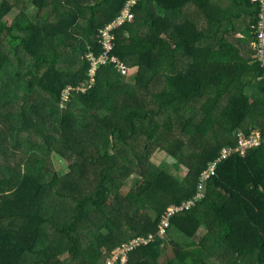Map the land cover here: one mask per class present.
<instances>
[{
    "label": "trees",
    "instance_id": "trees-1",
    "mask_svg": "<svg viewBox=\"0 0 264 264\" xmlns=\"http://www.w3.org/2000/svg\"><path fill=\"white\" fill-rule=\"evenodd\" d=\"M202 1L143 0L137 23L115 31L113 54L129 75L103 66L89 88L85 55L89 47L101 51L99 30L126 0H31L34 15L25 0H0V105L23 97L20 109L0 113L10 131L0 138V264H107L116 248L150 235L153 244L133 251L126 264H264V142L222 160L204 199L159 233L168 207L197 193L202 171L223 147L264 133L255 49L253 65L222 48L209 67L197 20L168 15L187 6L204 10ZM234 2L255 42L260 4ZM182 50L188 68L168 60ZM159 151L165 163L156 165ZM54 152L68 161L66 176L56 170ZM8 157L19 160L4 174ZM134 176L140 179L131 185Z\"/></svg>",
    "mask_w": 264,
    "mask_h": 264
},
{
    "label": "built area",
    "instance_id": "built-area-1",
    "mask_svg": "<svg viewBox=\"0 0 264 264\" xmlns=\"http://www.w3.org/2000/svg\"><path fill=\"white\" fill-rule=\"evenodd\" d=\"M142 1L143 0H126L117 17L99 30L101 51L97 53L93 47H89V51L85 55V59L90 63L91 78L89 81V88H92L96 84L99 69L103 66H114L121 75L125 77L129 75V68L127 64L113 54L116 39L115 31L125 26L137 23L139 17L135 10ZM253 3L260 4L259 20L255 27L256 39L254 42V49L256 51L255 57L262 67L264 79V0H253ZM89 88L81 89L76 87L74 90L77 93H80L81 91H87ZM72 90L73 88H70L65 91L63 97L64 102L69 100ZM262 142H264V133L260 130H254L247 136L239 135L236 146L223 147L217 158L210 161L202 171L197 185V193L190 199L184 200L180 204H172L168 207L160 224V235L165 236L167 234L171 225V219L175 215L190 211L204 199L205 184L216 174L217 167L222 160H225L234 154L245 156L250 149L261 146ZM155 239L156 237L154 235H150L149 237L140 236L131 239L113 251L107 261V264H117L119 261L122 264H126L133 251L141 247L150 246L153 244Z\"/></svg>",
    "mask_w": 264,
    "mask_h": 264
},
{
    "label": "crops",
    "instance_id": "crops-1",
    "mask_svg": "<svg viewBox=\"0 0 264 264\" xmlns=\"http://www.w3.org/2000/svg\"><path fill=\"white\" fill-rule=\"evenodd\" d=\"M202 2L204 5L201 7H204V10L197 6H187L186 8H184L183 12L178 11V12L168 13V15H172L171 19H174V22L176 21L180 22L183 17H187L190 19L194 18L195 20H197V24L199 25V28L203 30L205 33L204 40L200 42V46L202 47L203 50L205 49L206 51L205 54L202 53L201 59L206 63L209 62V67H210V64H212L219 56L220 49L224 48L225 50H228L230 48L234 52L235 56L239 57L241 61L249 65H253L255 63L254 38L252 35H248L244 33V30L247 28L250 22L248 17L244 16V14L243 16L236 14V12H240V10L242 11V9L240 8L241 6H237L234 0H209L208 3L206 0ZM141 17L142 15L140 16V18ZM236 17H240V18H236ZM163 28L165 29L166 25H163ZM162 38L169 40L168 34L164 31L162 34ZM222 39H225L227 42L233 44L234 46L222 45L221 47L220 40ZM172 48L174 50L175 46H172ZM168 57H169L168 60H170L172 63L179 62L180 64V61L182 63L185 62L186 67L187 66L189 67L191 63L190 58L188 57V55H184L183 50L180 53H177L174 59H173V52ZM165 61L167 62V60ZM164 68H165V64H164ZM138 73H139V69L137 67L132 68V72H131V74L133 75L132 77H135V75ZM210 89L213 90V88ZM245 91L246 94H249L248 88ZM216 111L217 109L215 110V112ZM178 136L180 137V140L183 141H186L188 139L187 136H185L181 132ZM134 139L137 142H141V143L147 142V138L143 136L142 137L139 136ZM52 158L54 162L55 160L54 154H52ZM62 159L64 161L66 160L63 157ZM66 162L68 161L66 160ZM68 164L69 163H67V171H68L67 174L70 173V168ZM54 165L56 170L58 171L59 170L58 164L54 163ZM182 169L186 170L187 168L182 167ZM58 173L61 175L59 171ZM170 250L173 252L172 248L171 249L169 248V251Z\"/></svg>",
    "mask_w": 264,
    "mask_h": 264
},
{
    "label": "rangeland",
    "instance_id": "rangeland-1",
    "mask_svg": "<svg viewBox=\"0 0 264 264\" xmlns=\"http://www.w3.org/2000/svg\"><path fill=\"white\" fill-rule=\"evenodd\" d=\"M27 2V6L25 7V11H28L30 14L34 15L37 13V10L34 9L32 7V4H31V0H25ZM22 11V8H18L17 10H15L14 12H12V14L10 15V17L7 18V20L9 21H12L15 19V17L17 16L18 13H21ZM19 97L16 98V100L14 101L13 105H0V113L3 115V114H7V113H11V112H14L15 109H20V105L22 104L23 102V97H22V94L19 93ZM42 104V103H41ZM44 107V106H43ZM40 111H42V109H40ZM39 111V112H40ZM5 121V120H4ZM14 121V120H13ZM6 122V121H5ZM5 122H1L0 121V138L2 136V134L4 135L6 133V135L10 132L9 131V128H8V125L5 123ZM60 155L58 152H54V163L58 164L59 166V172L61 173L62 176H66L68 171H67V163L66 160L64 161L62 159L63 156H58L56 154ZM64 158V157H63ZM165 158H166V153L165 152H161L159 151L158 153H156L155 157L153 158L154 159V163L156 165H161L162 163H165ZM13 159V160H11ZM17 159L19 160L18 157H8V160L9 161V164L11 165L9 168H6V167H2V173H6V170L7 169H12L15 167V164H16V161ZM65 159V158H64ZM52 161H53V158H52ZM69 165V164H68ZM55 166V165H54ZM28 169L25 167V164H24V167H23V172L27 171ZM188 171L187 170H184L182 169L179 173V176L181 177H184L186 175ZM18 174V173H17ZM140 179L139 176H134L130 179L129 183L132 185L133 182L136 180V179ZM173 255V252H170L169 253V256H172ZM66 255L63 257L65 258Z\"/></svg>",
    "mask_w": 264,
    "mask_h": 264
}]
</instances>
